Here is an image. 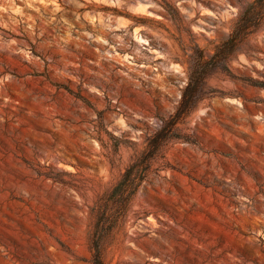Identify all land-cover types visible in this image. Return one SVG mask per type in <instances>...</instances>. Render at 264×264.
Here are the masks:
<instances>
[{
	"label": "rangeland",
	"instance_id": "rangeland-1",
	"mask_svg": "<svg viewBox=\"0 0 264 264\" xmlns=\"http://www.w3.org/2000/svg\"><path fill=\"white\" fill-rule=\"evenodd\" d=\"M203 1L0 0V264H94L101 205L104 264H264V0Z\"/></svg>",
	"mask_w": 264,
	"mask_h": 264
},
{
	"label": "trees",
	"instance_id": "trees-1",
	"mask_svg": "<svg viewBox=\"0 0 264 264\" xmlns=\"http://www.w3.org/2000/svg\"><path fill=\"white\" fill-rule=\"evenodd\" d=\"M205 4L203 0H197ZM259 8L256 6V3H253L249 8L240 9L238 16L235 20L233 27V33L231 34V40L228 46H233L234 43L241 36H246L254 33L257 30V22L260 19ZM167 17L166 15H164ZM254 28V29H253ZM224 50L220 51L221 54H224ZM218 57V55L214 56ZM189 71H190V81L187 85L185 91L183 92L182 100L180 107L177 110L176 116H171L169 121H165L164 127L158 131L155 135L148 139V145L146 149L142 152V155L137 157L133 162L127 167L125 173L122 176V181L119 186L114 190V196H122L125 193H128L130 197L136 194L139 187L148 180L150 168L153 163L154 155L161 149L163 145V138L167 129H171L176 123L177 118L180 114L184 113L188 106L195 103V94L199 88L198 82L203 79L208 71L209 62L204 61V56L200 55L197 58H193L190 61ZM196 81V82H195ZM109 206L101 205L99 207L100 221L97 224L96 230L91 234V248L94 250V264H104L102 261V245L104 240L103 235V224L108 216Z\"/></svg>",
	"mask_w": 264,
	"mask_h": 264
}]
</instances>
